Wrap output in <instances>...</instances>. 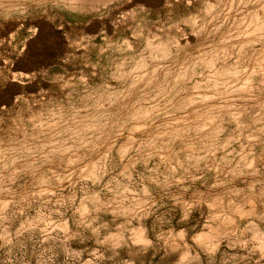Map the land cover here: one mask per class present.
I'll use <instances>...</instances> for the list:
<instances>
[{
	"label": "clouds",
	"instance_id": "obj_1",
	"mask_svg": "<svg viewBox=\"0 0 264 264\" xmlns=\"http://www.w3.org/2000/svg\"><path fill=\"white\" fill-rule=\"evenodd\" d=\"M0 264H264V0H0Z\"/></svg>",
	"mask_w": 264,
	"mask_h": 264
}]
</instances>
